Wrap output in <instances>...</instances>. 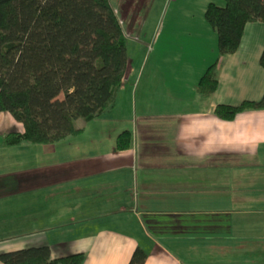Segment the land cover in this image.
<instances>
[{"label": "crops", "instance_id": "obj_1", "mask_svg": "<svg viewBox=\"0 0 264 264\" xmlns=\"http://www.w3.org/2000/svg\"><path fill=\"white\" fill-rule=\"evenodd\" d=\"M209 1H186L198 16L161 20L135 15L148 0L111 4L127 40L147 31L144 51L128 58L114 108L74 121L79 134L3 145L24 128L0 111V253L48 245L51 258L127 264L139 247L143 264H264V109L213 113L262 96L264 22H247L237 50L218 55ZM215 60L217 88L203 96L197 82ZM122 130L131 142L116 150Z\"/></svg>", "mask_w": 264, "mask_h": 264}, {"label": "trees", "instance_id": "obj_2", "mask_svg": "<svg viewBox=\"0 0 264 264\" xmlns=\"http://www.w3.org/2000/svg\"><path fill=\"white\" fill-rule=\"evenodd\" d=\"M211 0L204 19L217 35L218 55L235 52L247 22H264V0ZM126 36L109 0H0V111L23 125L7 133L3 145L52 144L81 132L78 118L109 112L126 75ZM216 63L199 77L197 89L209 96L217 88ZM264 68V47L259 57ZM264 109L257 100L218 103L220 119L244 110ZM128 130L119 132L115 149L129 147ZM84 253L51 258L48 245L0 253L2 264H81ZM146 253L135 248L127 264H143Z\"/></svg>", "mask_w": 264, "mask_h": 264}, {"label": "rangeland", "instance_id": "obj_3", "mask_svg": "<svg viewBox=\"0 0 264 264\" xmlns=\"http://www.w3.org/2000/svg\"><path fill=\"white\" fill-rule=\"evenodd\" d=\"M186 1L192 2L193 0H148V3L147 4L145 3L144 9L141 8L142 10L141 13L137 11L135 15L137 17H142L143 14L145 13L143 11L149 10L148 19L158 16V19L161 20L162 17L167 18L171 16L174 11L178 12V15L191 14L193 17L198 16L200 14L199 11L201 10L200 4L199 6L195 5L189 8V5H192V4L189 3L188 5ZM215 1L218 2L219 4L223 3L222 0H215ZM116 2L117 0H110V3L114 6H116L115 5ZM161 4H163V6H161ZM134 6L136 5L134 4ZM139 6L141 5L139 4ZM135 9L137 10L138 7ZM146 32L147 31L142 33V36L139 41L140 43L138 44H135L134 42H131L130 40L126 39V42H125L126 54H127V57L132 60L133 65H135L137 60H139L141 53L144 51V48L140 44L142 42H145L143 40V36H144V33ZM134 45H137V46L134 47ZM151 62H152L151 58L149 57L147 64H146V70L149 69V65L151 64Z\"/></svg>", "mask_w": 264, "mask_h": 264}]
</instances>
